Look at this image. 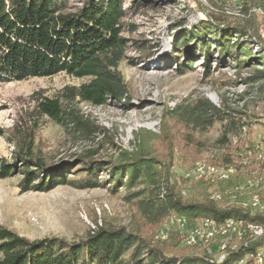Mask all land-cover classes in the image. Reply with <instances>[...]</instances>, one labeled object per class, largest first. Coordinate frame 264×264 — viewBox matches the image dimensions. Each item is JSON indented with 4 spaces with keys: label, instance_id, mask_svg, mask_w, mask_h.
I'll use <instances>...</instances> for the list:
<instances>
[{
    "label": "trees",
    "instance_id": "obj_1",
    "mask_svg": "<svg viewBox=\"0 0 264 264\" xmlns=\"http://www.w3.org/2000/svg\"><path fill=\"white\" fill-rule=\"evenodd\" d=\"M73 1L78 5H74ZM166 1L168 4L180 3V0ZM196 1L207 22L201 21L194 29H184L175 37L173 55L183 58L179 73L186 74L198 62H202L206 73H210L216 56L218 69L233 66L241 71L251 68L256 74L249 81L263 80L264 40L259 36V28L264 25V16L259 20L257 15L249 12L261 9L264 14V0H241L243 17L238 19L228 16L214 0H206L207 7ZM149 2L0 0V84L53 78L60 74L82 81L78 86L65 87L53 97L39 96L36 113L68 134L85 138L95 135L97 129L94 130L80 106L99 108L126 100L128 87L119 67L132 48L124 36V21L128 12L138 13L145 7L155 9L156 4ZM126 4H129L128 9ZM259 44L263 48L255 52ZM138 51L145 53V50ZM168 115L185 128L200 131L227 122L222 143H227L228 136L238 130V122L224 108L215 106L207 98L189 106L179 105ZM21 139L16 140L13 161L0 160L1 180L22 175V193H45L59 186L84 190L109 186L107 189L117 193L122 188L131 191L144 186L143 190L131 193L127 200L136 203L141 214L153 225L144 236L125 228L102 227L91 232L85 240L75 243L59 238L31 241L0 225V264H238L259 248V243L264 242L263 238L248 247L239 245L236 250L230 248L222 263L215 262L212 256L200 249L179 246L181 244L176 236L158 244L154 241V234L173 214L184 216L192 223L203 218L218 222L235 218L263 227L264 215L251 216L239 207L224 206L211 200L212 193L189 195L195 189L211 187L190 183L183 175L172 174L158 158L144 155V152L134 157L123 154L126 160L118 164L110 162L112 168L104 186L97 177L106 169L96 161H93L96 167L90 166L89 169L92 180L77 182L69 178L72 168L38 157L34 131ZM255 145L249 141L236 148H254ZM234 154L235 149L231 148L221 158L207 162L231 164L235 161ZM79 161L83 162V159ZM186 190H190L188 196L183 195Z\"/></svg>",
    "mask_w": 264,
    "mask_h": 264
},
{
    "label": "rangeland",
    "instance_id": "obj_2",
    "mask_svg": "<svg viewBox=\"0 0 264 264\" xmlns=\"http://www.w3.org/2000/svg\"><path fill=\"white\" fill-rule=\"evenodd\" d=\"M148 1L156 8L128 12L124 21V36L132 48L119 67L128 87L126 100L99 108L80 106L97 129L95 135L85 138L68 134L36 113L39 96L53 97L82 81L60 74L0 84V160L12 162L16 140L34 131L38 157L72 168L69 178L77 182L92 180L90 166L96 165L93 161L100 162L106 170L97 178L104 186L112 168L110 162L125 161L123 154L134 157L144 152L158 158L172 174L183 175L195 161L219 159L240 144L251 141L264 145V79L249 81L256 74L251 68L218 69L216 56L210 73H206L202 62L186 74L179 73L183 58L173 55L175 37L184 29H194L201 21L207 22V18L196 0H180L176 4ZM214 1L228 15L243 17L241 0ZM256 10L264 16L261 9ZM263 35L264 25L259 28L262 39ZM261 48L259 44L255 52ZM201 98L224 108L238 122L237 132L228 136L227 143L221 142L227 122L200 131L185 128L168 115L175 107L192 105ZM22 178L18 175L0 179V225L31 241L59 238L69 243L81 242L102 227L125 228L143 236L152 230L153 224L141 214L137 204L127 200L144 186L131 191L122 188L117 193L107 189L109 186L91 190L59 186L45 193H22ZM210 189H195L189 195H210ZM183 195L188 196V191ZM162 225L156 230L154 241Z\"/></svg>",
    "mask_w": 264,
    "mask_h": 264
},
{
    "label": "bare ground",
    "instance_id": "obj_3",
    "mask_svg": "<svg viewBox=\"0 0 264 264\" xmlns=\"http://www.w3.org/2000/svg\"><path fill=\"white\" fill-rule=\"evenodd\" d=\"M241 14V13H240ZM244 136V135H243ZM241 142V141H240ZM235 144H239V140L235 141ZM256 144V143H255ZM262 144V143H261ZM264 146V145H263ZM258 143L254 148H239L237 153L241 156L236 155L235 149V161L231 164L226 165H214L207 161H199L195 165L205 164L210 168H216V172L208 174L209 182H216L219 179L230 177V185H238L242 181L251 182L252 187H256L253 193H243L235 198V190L226 191V184H219V191H226L222 193V201L225 205H233L239 207L243 210L249 211L250 214H262L264 215L263 205L250 206L248 203H261L264 201V147ZM211 200L220 202L219 196L211 194ZM255 216V215H251ZM180 215L173 214L169 216L163 223L161 228H166L169 224V228H176L179 225ZM200 221H211L215 224H229L232 222L234 225H257L260 228L255 234L250 235V233H243L240 235H232L231 241H228L226 245H219L218 248L212 252L211 249H201V244H189L180 243L181 246L186 248H197L205 252L208 256H212L215 261L222 263L228 254L229 249L236 250L239 245H244V247L251 246L254 243L262 241L264 238V227L251 222H246L245 220H239L235 218H227L223 221H216L211 218H203ZM198 242H206V234H198ZM264 243V242H263ZM223 256H225L223 258ZM211 257V258H212ZM252 260L255 264H264V251L260 246L250 253L247 257ZM247 258L239 261L238 264L244 263Z\"/></svg>",
    "mask_w": 264,
    "mask_h": 264
},
{
    "label": "built area",
    "instance_id": "obj_4",
    "mask_svg": "<svg viewBox=\"0 0 264 264\" xmlns=\"http://www.w3.org/2000/svg\"><path fill=\"white\" fill-rule=\"evenodd\" d=\"M253 14L258 17H263L256 9H253ZM264 37V35H263ZM236 155L241 156L237 153ZM216 168H210L205 164L191 165L183 174V178L190 183L204 184L210 186L213 190L212 194L219 196L220 204L223 205L222 193L228 190H235V198L243 193H253L256 187H252L251 182L242 181L238 185H230V177L219 179L216 182L208 181V174L216 172ZM219 184H226V191H219ZM190 191V190H186ZM250 206L263 205L261 203H248ZM230 207V205H224ZM249 213V211H248ZM250 215H262V214H250ZM257 225H234L232 222L229 224H215L211 221H200L192 223L189 219L184 216L179 217V225L176 228H169V224L166 228H161L156 234V242L166 243L172 236H176L179 239V243L189 244H201V249H211L215 251L219 245H226L228 241H231L232 235H240L243 233H250V235L260 231ZM198 234H206V242H198ZM257 244V243H256ZM259 246L263 248L264 243H259ZM225 256H223L224 258ZM219 262V261H215ZM251 262V263H249ZM242 264H255L253 261L247 258Z\"/></svg>",
    "mask_w": 264,
    "mask_h": 264
},
{
    "label": "water",
    "instance_id": "obj_5",
    "mask_svg": "<svg viewBox=\"0 0 264 264\" xmlns=\"http://www.w3.org/2000/svg\"><path fill=\"white\" fill-rule=\"evenodd\" d=\"M204 6H208V3H207V1L206 0H204V1H201V0H199ZM225 11V10H224ZM203 12V11H202ZM226 13V12H225ZM203 14H204V16L206 17V15H205V13L203 12ZM227 14V13H226ZM228 15V14H227ZM228 16H230V15H228ZM233 17V16H232ZM207 18V17H206ZM263 37V36H262ZM263 39H264V37H263Z\"/></svg>",
    "mask_w": 264,
    "mask_h": 264
}]
</instances>
